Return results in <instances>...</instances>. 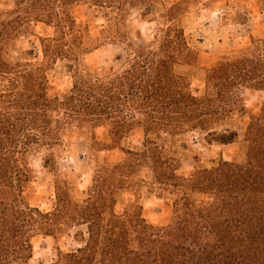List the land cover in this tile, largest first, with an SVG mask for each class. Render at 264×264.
Here are the masks:
<instances>
[{"label": "trees", "instance_id": "trees-1", "mask_svg": "<svg viewBox=\"0 0 264 264\" xmlns=\"http://www.w3.org/2000/svg\"><path fill=\"white\" fill-rule=\"evenodd\" d=\"M11 1L0 13V264H28L33 237L59 234L77 246L59 248L51 264H264V102L258 114L247 112L240 94L264 92V39L251 36L250 47L207 68L204 90L196 95L176 70L198 61L181 24L192 0ZM82 4L107 20L106 39L125 43L120 70L85 68L84 56L99 45L75 18ZM227 5L223 23L251 22L248 12ZM136 10L142 21H162L148 43L140 30H122ZM40 24L52 29L38 36L40 52L20 46ZM59 62L73 85L52 97L50 71ZM238 110L249 116L243 136L234 120ZM130 112L143 118L133 120ZM87 125H107L110 142L93 136L94 144L99 151L120 149L125 158L96 167L80 195L82 174L70 171L77 174L74 189L64 178L55 184L52 208L33 206L32 156L44 153V168L60 173L62 152L56 151L65 145L64 133ZM136 128L143 140L128 145ZM193 141L208 152L196 150ZM235 143L240 152L231 160L222 149L215 159L209 155L213 144ZM185 161H192L191 173L180 172ZM127 193L134 198L128 201ZM149 195L170 204L167 223L146 218L143 198Z\"/></svg>", "mask_w": 264, "mask_h": 264}, {"label": "rangeland", "instance_id": "rangeland-1", "mask_svg": "<svg viewBox=\"0 0 264 264\" xmlns=\"http://www.w3.org/2000/svg\"><path fill=\"white\" fill-rule=\"evenodd\" d=\"M168 1L178 0H165V3H168ZM228 3L232 8L248 12L251 15V22L247 26L234 24L230 20L223 23L222 15L228 9ZM11 7V0H0V13L8 11ZM260 7L259 0H217L215 2L192 0L186 5V12L181 24L185 27L191 47L198 54V61L196 66H177L176 70L190 80V88L194 94L200 95L204 90L203 77L207 68L214 65L225 55L250 47L252 45L251 36L255 39H264V15L260 13ZM97 14V12L91 11L88 5L82 4L75 8L74 15L77 22L88 26L91 35L98 38L99 47L84 56V66L93 72H102L112 68L120 70L125 64L128 53L125 50V43L105 38L109 23L100 14ZM161 26V20L154 22L142 21L138 15V10H136L131 13L126 26H123L122 30L125 31L129 28L133 31L140 30L143 42L148 43ZM51 32L52 29L40 24L34 28V34L21 38L20 46L25 48L36 46L39 50L40 41L38 36H46ZM91 41L88 43L92 44ZM140 42L138 41V43ZM119 57L120 60H117ZM38 59L41 60V53ZM65 65V62H59L50 71V95L52 97H62L69 92L73 85V78L68 73ZM240 94L244 99L247 112L258 114L261 111L264 102L263 91L245 89ZM129 117L133 120L143 118L139 112H130ZM234 120L239 125L240 134L243 136L249 122V116L245 111L238 110L235 113ZM189 135L194 140L199 137L198 132H191ZM93 136L98 141L110 142L107 125L95 129L89 125L81 128L73 126L66 130L64 133L65 145L56 151L58 153L59 151L62 152H60L61 155L58 154L60 173L48 172L44 168V153H37L32 156L31 164L35 171V179L32 183L34 191L30 197V202L33 206L40 207L43 210L52 208L56 202V182L68 178L74 189L78 183L75 178L78 173L82 174V178L79 180L77 193L79 195L83 194L91 185V178L96 167L103 165L105 162H118L125 158V154L120 149L99 151L100 147L94 144ZM142 140V130L136 128L130 138L126 140V143L131 146H138ZM192 144L196 150L208 152L198 142L193 141ZM220 149L223 150L225 158L231 160L240 152V145L235 143L221 147L218 144H213L209 155L213 159L217 158ZM184 163V167L180 172L191 173L193 171L192 161H185ZM72 170L77 174H70ZM144 176L149 179L147 171H145ZM125 198L129 201L134 196L127 193ZM204 200H209V198L206 196ZM143 203L145 206L144 213L149 221L159 224L169 221L171 208L165 200L149 195L143 198ZM118 210H122L121 205L118 206ZM31 241L33 255L28 264H51L58 257L59 248L62 251H68L77 246L72 243L67 234H59L56 238L37 235Z\"/></svg>", "mask_w": 264, "mask_h": 264}]
</instances>
